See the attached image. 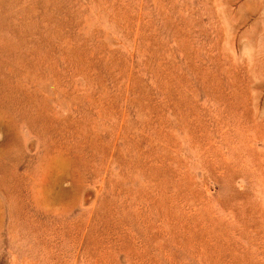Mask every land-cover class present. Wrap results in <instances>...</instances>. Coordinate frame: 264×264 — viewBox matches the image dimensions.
Instances as JSON below:
<instances>
[{
	"label": "rangeland",
	"instance_id": "rangeland-1",
	"mask_svg": "<svg viewBox=\"0 0 264 264\" xmlns=\"http://www.w3.org/2000/svg\"><path fill=\"white\" fill-rule=\"evenodd\" d=\"M0 264H264V0H0Z\"/></svg>",
	"mask_w": 264,
	"mask_h": 264
}]
</instances>
